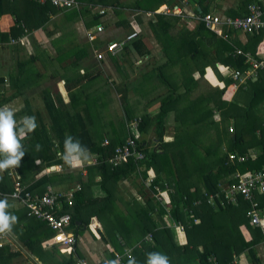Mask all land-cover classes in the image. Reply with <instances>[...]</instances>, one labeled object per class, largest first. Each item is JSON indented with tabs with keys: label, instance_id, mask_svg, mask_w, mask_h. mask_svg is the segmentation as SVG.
Segmentation results:
<instances>
[{
	"label": "crops",
	"instance_id": "obj_1",
	"mask_svg": "<svg viewBox=\"0 0 264 264\" xmlns=\"http://www.w3.org/2000/svg\"><path fill=\"white\" fill-rule=\"evenodd\" d=\"M46 2L8 0L6 6H0V35L8 37L7 40L0 37V107L8 106L14 110L17 121L34 116L39 129L45 127L53 144L50 154L55 157L54 162L48 161L43 155L45 152L50 157L46 151L47 140L44 146L37 145L34 134L28 133L21 141L25 155L20 166L0 172V184L6 189L11 188L12 192L16 180L33 194H44L48 188L63 192L80 185V193L93 196V200H102L107 196L103 179L96 175L95 180H90L88 170L97 166L92 162L102 155L96 151L98 146L90 145L89 138L93 143L105 146L108 142L117 147L129 137V124L139 121L140 129L141 122L145 121L146 128H150L148 133H141V139H146L149 149L156 150L155 118L160 113L166 114L164 141L174 142L180 120L186 116L190 118L192 108L202 105V100L213 107L214 90L225 89V79L232 78L231 75L240 70L225 65L224 61L229 54L234 56L236 49L243 50L248 37L263 35L258 51L254 48L247 53L264 63V31L246 34L225 24L212 31L200 21L206 15L219 16L222 20L242 17L249 13L251 4L260 3L264 7V0H200L198 6H192L187 0H77L78 6L71 9ZM101 25L104 26L103 33L97 35L96 41H90L87 33H96ZM132 33H137V38L127 42V36ZM214 40L222 42L218 48ZM112 42L124 43V49L115 55L106 53L107 45ZM225 43L234 50L225 53L224 57ZM99 53H105L101 61L97 59ZM200 95L204 99L200 100ZM220 116L221 113L215 112L217 121L221 120ZM70 131L80 135L79 140L73 134L77 141L72 145H79L81 152L89 153V159L81 167L73 168L63 160V154H67L65 142L72 137ZM143 169L141 167L139 171ZM46 177L49 180L39 188L37 184ZM155 179L156 172L149 169L144 189L140 179L128 173L119 181L111 182L109 188L117 187L116 196L136 200L150 213L163 245L184 246L187 229L174 218L170 196L173 188L165 183V190L158 189L152 196L148 189ZM231 179V176L224 178L219 189ZM148 196H152L154 205L165 207L166 213L162 217L147 203ZM8 203L10 207L6 211L16 215L18 221L13 225L12 233L5 235L8 244L0 248V264H74L76 258L93 264L115 259L120 260L119 264H129L130 260L135 264H147L151 252L137 260L135 249L156 245L152 232L137 242L139 235L133 233L131 242L126 244L123 235L114 231L119 230V226L109 227L103 211L101 217L91 215L89 225L78 222L82 227L79 230L72 223L68 227L77 238L72 254L54 244V233H49L46 224L26 217L27 211L18 202L10 199ZM75 209V202L72 207H65L72 219ZM178 209L182 214H191L186 197ZM248 210L244 216L248 223L245 221L239 228L246 242H251L254 235L250 227H257L251 225ZM239 220L236 216L232 222L236 237L239 236ZM190 221L188 229H192ZM194 221L201 223L199 218ZM258 229L262 235V230ZM255 234L260 236L258 230ZM260 238L253 254L248 250L233 253V263L264 264L263 235ZM226 241L230 242L228 236H225V253L235 247L228 246ZM211 246L218 248L220 243H211ZM198 250L204 253V243ZM191 258L194 259L186 264H203L200 255ZM208 258L209 264H219L215 256Z\"/></svg>",
	"mask_w": 264,
	"mask_h": 264
},
{
	"label": "trees",
	"instance_id": "obj_2",
	"mask_svg": "<svg viewBox=\"0 0 264 264\" xmlns=\"http://www.w3.org/2000/svg\"><path fill=\"white\" fill-rule=\"evenodd\" d=\"M7 1L0 0V6H6ZM47 2L50 4L51 0H47ZM1 15L0 13V17ZM0 37L3 40L8 39L3 35H0ZM262 37L263 35L260 34L255 35L253 38L252 36L248 37V43L243 45V50L249 52L255 48L254 51H258ZM214 42L217 43V48L218 44L222 43L218 40H214ZM233 50L231 46L225 43L222 52L224 55ZM218 53L220 54V52ZM224 62L225 65L235 69L244 70L248 67L246 59L241 56L234 57L232 53L228 55ZM233 83L231 77L226 78L225 89L214 90L215 94L212 95L213 107L205 103L202 100L204 96L200 95L199 99L202 100V105L199 104L192 108L190 118L186 116L180 120L181 126L177 128L174 142L164 141L166 136L164 118L166 114L164 112L160 113L154 120L156 126L155 137L158 141L156 150L149 149L146 139H141V133H148L150 128L149 126L146 128L145 121H142L139 132L133 134L138 143V150L145 153V158L141 161L131 159L118 168H112L108 160L116 146L93 143L89 138L90 145L98 146L96 151L102 155L100 156L101 164L88 168L91 172L90 180H95V176L100 175L107 196L97 201L93 200V196H86L84 193L78 192L75 196L76 209L73 214L72 225L79 230L82 227L78 226V222L89 225L91 215H98V217L107 215L105 217L107 224H110L109 227L119 226V230L114 229V231L123 235L126 244L131 242L129 240L131 236L134 237L133 233L139 235L136 236L137 242L142 236L152 232L156 245L146 247V249L136 248L135 258L137 260H142L148 252H160L170 259L169 264H186L194 259L191 257L198 255H200L203 264H209L207 258L210 256H215L219 264H234L233 253H243L248 250L250 254H253L256 251L254 247L261 241L260 230L250 227L254 237L251 242H246L239 228L241 224H245V221L248 223L244 216H246L249 203L242 201L238 207L227 204L225 207L219 208H210L206 203L208 196L216 195L219 192V184L224 178L226 179L229 176L233 178V175L237 172L246 173L264 168V70L259 71L257 79L248 81L237 90L232 87ZM215 112L221 113L220 121L215 119ZM233 124L234 133H230L229 129ZM32 133L34 134L33 140L37 145L44 146V142L47 140L48 147L46 151L50 154L53 144L45 131V127L39 129L37 126ZM70 133L72 135V137H68L70 144L77 141L73 138V134L80 140V135L76 131H70ZM46 154L43 153L44 157L48 161L54 162L55 157L53 154H50V157ZM229 154L249 155V160L245 163H240L238 160L230 163ZM141 167L144 169L139 171ZM149 169L156 172V179L148 189L152 196L158 192V189L164 191L165 183L173 188V193L170 196H172L171 205H173L174 218L176 222H182L187 229L185 233L187 243L184 246L177 248L173 244L163 245L159 238L160 232L156 231V222L150 216V213H147L136 200L128 201L125 196H116L117 187L109 188L111 182H117L122 175L131 173L140 179L142 187L146 189L144 180L147 179ZM46 180L49 179L46 177L42 182L39 181L37 186L39 188L44 187ZM192 189L194 190L192 191ZM0 192L4 195L11 194L12 189H6L0 184ZM152 196H148L147 203L153 210L158 212L159 217H162V214L166 213V209L161 204L154 205ZM184 197H186L187 208L192 210L193 219L191 214L179 212L178 206ZM257 200L263 211L264 224V194L258 195ZM197 201L200 204H196ZM103 211H105V214H103ZM236 216L240 217L237 227L238 237L234 234L235 230H232V222ZM26 217H28L27 213ZM28 218L33 219L32 217ZM195 218H199L201 223L195 224ZM110 219H112L111 223ZM189 221L192 224V229H188ZM48 230L53 235L54 232ZM256 230H258L260 236L255 234ZM225 236H228L230 240V242L226 241L228 246H235L232 247L233 250L230 249L226 253ZM215 242L220 243L218 248L211 246V243ZM202 243H204V253L198 250Z\"/></svg>",
	"mask_w": 264,
	"mask_h": 264
},
{
	"label": "built area",
	"instance_id": "obj_3",
	"mask_svg": "<svg viewBox=\"0 0 264 264\" xmlns=\"http://www.w3.org/2000/svg\"><path fill=\"white\" fill-rule=\"evenodd\" d=\"M55 7H63L71 9L78 6L77 0H51ZM249 13L242 17L225 18L222 20L219 16L206 15L202 16V21L209 30H218L221 24L226 27L232 28L236 31H241L246 34H255L264 31V7L260 4H251L248 7ZM169 12V11H166ZM102 14L104 11L101 12ZM104 26H99L97 32H88L87 38L90 41H96L97 35L103 33ZM137 33H132L127 36L126 41L130 42L136 39ZM124 49V43L112 42L107 45L106 53L115 55ZM241 56L246 59L248 67L244 70H236L232 76L233 86L235 89L246 84L248 81L258 78L259 71L264 70V63L257 61L254 57L243 50L236 49L234 57ZM105 53L97 55L98 60H103ZM140 122H132L129 124L130 135L121 146H117L113 150L112 156L109 158L108 163L112 168H118L129 160L134 159L141 161L145 158V153L138 150V143L134 139L133 134L139 132ZM230 133H234V126L230 127ZM109 143L106 142L105 146ZM238 160L240 163H245L249 160V155L237 156V154H229V162ZM99 165L102 162L100 158H96L93 162ZM232 182H227L221 185L220 191L216 195H210L207 198V203L213 208L225 207L230 204L231 206H238L241 201L249 203L250 209L248 210L247 217L252 226L260 228L264 238V224L263 216L260 208V203L256 196L264 194V168L256 171H248L246 173L237 172L233 175ZM152 182L150 180L149 184ZM81 191V186H75L63 192H56L52 188H48L44 194H33L25 185L16 180L14 183V190L10 195H4L0 192L1 196H8L11 200L18 202L27 210V215L38 221L45 223L53 232V242L59 248L70 250L72 254L75 252L77 245V238L68 227L72 223V216L69 213H64L65 207H72L75 202L76 194ZM158 200H161L159 197ZM184 228L181 227V230ZM150 238L149 241H151ZM7 239L5 235H0V248L7 246ZM130 258L131 256L128 255ZM117 258H120L117 255ZM114 261H117L116 259ZM120 262V260L118 259ZM74 264H93L83 258H76ZM97 264H111V262L97 263Z\"/></svg>",
	"mask_w": 264,
	"mask_h": 264
},
{
	"label": "clouds",
	"instance_id": "obj_4",
	"mask_svg": "<svg viewBox=\"0 0 264 264\" xmlns=\"http://www.w3.org/2000/svg\"><path fill=\"white\" fill-rule=\"evenodd\" d=\"M37 126L34 116H25L17 121L14 110L8 106L0 107V172L20 166L25 155L21 141ZM65 152L63 160L73 168L83 166L89 159V153L81 152L79 145L65 142ZM9 207L6 199L0 200V235H10L18 221L16 215L6 211ZM111 264H119V261H111ZM129 264H135V261L130 260ZM147 264H169V258L160 252H151L148 253Z\"/></svg>",
	"mask_w": 264,
	"mask_h": 264
},
{
	"label": "water",
	"instance_id": "obj_5",
	"mask_svg": "<svg viewBox=\"0 0 264 264\" xmlns=\"http://www.w3.org/2000/svg\"><path fill=\"white\" fill-rule=\"evenodd\" d=\"M192 6H198L200 4V0H187ZM198 10H200V8L198 7ZM0 198H4L7 201H10L9 198H5L3 196L0 195Z\"/></svg>",
	"mask_w": 264,
	"mask_h": 264
},
{
	"label": "rangeland",
	"instance_id": "obj_6",
	"mask_svg": "<svg viewBox=\"0 0 264 264\" xmlns=\"http://www.w3.org/2000/svg\"><path fill=\"white\" fill-rule=\"evenodd\" d=\"M211 11H213V10L211 9ZM224 57H225V54H224ZM166 141H167V139H166ZM223 149H224V151H225V146H224V148H223ZM224 151H223V152H224ZM126 197H127V196H126ZM127 198H128V197H127Z\"/></svg>",
	"mask_w": 264,
	"mask_h": 264
}]
</instances>
